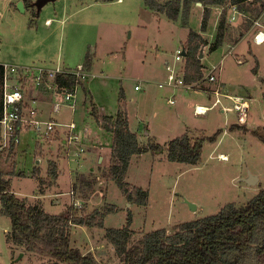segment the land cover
I'll list each match as a JSON object with an SVG mask.
<instances>
[{
    "label": "rangeland",
    "instance_id": "rangeland-1",
    "mask_svg": "<svg viewBox=\"0 0 264 264\" xmlns=\"http://www.w3.org/2000/svg\"><path fill=\"white\" fill-rule=\"evenodd\" d=\"M17 1L0 0L1 65L76 69L90 55L98 64L97 78L90 85L98 108L108 116L126 111L130 129L138 135L140 145L152 142L166 147L184 134L204 139L202 158L196 166L169 161L166 150L132 158L126 180L131 187L149 191L150 195L147 205L138 206L129 202L108 178L112 136L100 134L102 140L97 147L104 150L101 155L105 158L100 162L99 153L98 158L69 159L61 138L45 143L38 142L32 133L24 134L17 151L7 159L0 158V173L11 181L15 194L29 205L55 215L67 213L69 207L80 217L109 206L116 208V212L106 216L102 229L73 226L74 248L93 255L97 264H120L106 230L122 228L130 211L134 216L132 243H136L146 233L162 228L173 234L181 223L217 215L227 204L245 205L264 190V143L259 137H264V80L260 81L261 77L264 79V43L254 40L261 29L253 30L258 19L264 30L260 1L250 0L249 11L237 10L231 29L229 20L235 8L214 6L206 32L201 31L204 6L200 4H194L189 13L182 10L174 22L151 10L144 0H56L45 4L41 12L32 6L22 12L15 6ZM222 14H226V36L223 44L210 52ZM190 31L211 41L200 58L201 80L217 66L225 93L251 99L248 124H238V114L223 113L221 106L204 115L195 114L197 105L213 103L214 97L205 91L209 89L205 82V90L161 89L148 84L145 93L134 91L137 81H157L162 77L165 60L174 61L176 51L186 47ZM123 88L128 90L126 98L120 97ZM173 98L176 105L168 103ZM80 103L81 99L75 115L85 124ZM224 104L232 106L226 100ZM63 111L65 117L71 112L67 107ZM52 162L57 165V178L48 173ZM250 175L258 178L254 185L244 182ZM83 178L91 180L92 186H82ZM187 202L197 209L193 210ZM10 230V218L0 213V264H51L48 259L9 243ZM246 264L257 262L249 259Z\"/></svg>",
    "mask_w": 264,
    "mask_h": 264
},
{
    "label": "trees",
    "instance_id": "trees-1",
    "mask_svg": "<svg viewBox=\"0 0 264 264\" xmlns=\"http://www.w3.org/2000/svg\"><path fill=\"white\" fill-rule=\"evenodd\" d=\"M22 1L25 8L33 4L32 0ZM249 1L168 0L161 3L159 0H144L145 5L151 10L165 14L174 22L178 20L182 10L189 13L194 4L202 3L204 6L202 32L207 31L212 7L232 5L239 11H249L251 10L248 6ZM258 1L263 13L264 2ZM226 28V14H222L210 52L223 44ZM186 41L185 78L186 82L191 84L203 77V66L199 56L200 51L202 53L209 42L196 31H190ZM90 59L88 55L85 61L88 69L92 66ZM3 68L4 66L0 64V117L3 109L1 83ZM258 68L257 63L255 73L258 72ZM74 80L75 78L70 75L57 77V81L63 84H73ZM120 97L124 98L123 91ZM126 115V111L122 110L115 116L103 115L98 119L105 132L113 136L112 163L108 178L117 184L129 202L143 206L149 202V191L131 187L126 180L132 158L147 152L157 154L166 150L169 161L196 166L202 158L204 139L200 137L194 139L184 134L168 142L166 147L152 142L145 146L140 145L138 135L130 130ZM236 127L233 126V129ZM259 137L264 143V137ZM56 170V163H50L48 173L57 178ZM92 183L87 178L80 182L85 188L86 185L91 187ZM67 211L65 214L55 215L45 212L40 206L29 205L27 200L12 191L11 181L0 173V213L9 217L11 221L9 243L22 246L30 253L48 259L51 264H97L93 255H85L71 245V228L81 226L102 229L106 216L116 212V208L109 206L104 211L95 210L87 217L75 215L73 207H69ZM133 221L134 216L130 211L122 228L106 230V237L115 247L120 264H246L249 259H253L257 264H264V190L245 205L227 204L217 215L181 223L173 234L162 228L146 233L136 243H132Z\"/></svg>",
    "mask_w": 264,
    "mask_h": 264
},
{
    "label": "built area",
    "instance_id": "built-area-1",
    "mask_svg": "<svg viewBox=\"0 0 264 264\" xmlns=\"http://www.w3.org/2000/svg\"><path fill=\"white\" fill-rule=\"evenodd\" d=\"M234 8V13L229 20L230 29L233 27L231 23L236 19L238 10L237 7ZM50 22L48 21V23ZM255 25L262 27L259 20L255 22ZM261 34H264L262 30L254 37L257 44L264 43V38L259 39ZM184 51L185 47L179 48L174 61L165 63V80L159 82L158 86L160 88L177 89L181 87L185 90H195L196 88L203 89L208 84L209 89L203 90L214 97L213 103L211 106L197 105L195 114L204 115L215 107L221 106L223 113L234 111L238 114V124H248L251 99L225 93L224 85L217 74V66L209 71L205 80L191 84L186 82L187 60L183 55ZM59 75L64 77L70 75L75 78V82L63 84L57 81ZM96 78L97 74L90 71L85 64L76 69L4 66L1 82L3 109L0 117V158L7 159V156L15 153L22 142L23 135L29 133H32L38 142L45 143L60 137V143L65 148L64 154L71 160L88 157L101 143L102 136L100 134L105 133L98 122L101 110L98 108L90 88ZM213 84L214 87H212ZM134 89L136 92L142 90V80L138 81ZM40 94L48 95L53 106L57 109L69 108L72 119L67 122L41 119L37 97ZM81 94L85 95L83 108L86 121L83 126H80L74 118ZM224 100L231 102L232 106H226ZM168 103L176 105V98L169 99ZM93 125L95 126L93 127ZM222 159L224 160L223 157Z\"/></svg>",
    "mask_w": 264,
    "mask_h": 264
},
{
    "label": "crops",
    "instance_id": "crops-1",
    "mask_svg": "<svg viewBox=\"0 0 264 264\" xmlns=\"http://www.w3.org/2000/svg\"><path fill=\"white\" fill-rule=\"evenodd\" d=\"M20 1H22V0H18L17 1V4L20 2ZM56 2V1H55ZM17 4H15V6H17ZM24 4V3H23ZM195 5H197L198 7H199V3H197V4H195ZM24 8H25V6H24ZM216 7H212V9H215ZM25 9H27V8H25ZM259 20V23L261 24V20L260 19H258ZM48 21H51L50 19H48L46 22H47V24H50V23H48ZM262 25V24H261ZM255 28L253 29V30H257V29H261V30H263L262 29V27H260V26H258V25H255L254 26ZM263 33H264V30H263ZM244 38V37H243ZM243 38H241V39H243ZM187 42V41H186ZM185 42V43H186ZM211 42V41H210ZM209 42V43H210ZM239 43V42H238ZM208 48H209V45L207 46ZM203 57V56H202ZM200 59V58H199ZM91 61V63H92V66H91V68L89 69L90 71H92V72H94V73H96V69H97V66H98V64H97V62H95V60H93L92 58L90 59ZM165 62H167L166 60H165ZM85 64V63H84ZM111 64V63H110ZM27 66H37V67H42V68H50V69H54V68H57V67H48V66H41V65H37V64H33V65H27ZM27 66H21V67H27ZM59 67V66H58ZM59 68H68V69H72V68H70V67H68V66H65V67H59ZM121 68H123V66L121 67ZM103 70H105V68H103L102 70H101V72L103 71ZM104 72V71H103ZM160 76H162V77H158L157 78V81H145V80H142L143 82H142V90L140 91V92H143L144 91V93H145V91L147 90L148 91V88H147V85L149 84H152V85H155L156 87H159L158 86V83L159 82H162V81H164L165 79V66H164V74L162 73ZM109 78H111V77H113V76H108ZM219 77H220V80H221V82L223 83V85H224V87H225V84H224V82H223V80H222V77H221V74H219ZM138 84V81L135 83V85H134V88H135V86ZM261 85V87H263V85L262 84H260ZM155 86H154V88H155ZM160 88V87H159ZM161 89H164V88H161ZM127 91L128 90H126L125 88H123V94H124V97L126 98V96H127ZM134 91H135V89H134ZM152 91V90H151ZM136 92V91H135ZM140 92H138V93H140ZM38 97V101H39V109H40V112H41V114H40V117H41V119H45V120H48V119H56V120H58V121H62V122H67V121H70L71 119H72V115H71V112L68 114V116L67 117H65V114H64V108H62V109H57L55 106H53V103H52V100L50 99V97L47 95L46 96V94H40V95H38L37 96ZM80 99H81V103H80V106H79V108L81 107L82 109H83V105H84V101H85V95L84 94H81V96H80ZM103 111L101 110V116H103L104 115V113H102ZM77 113V112H76ZM74 118L78 121L79 120V118H77V116L75 115L74 116ZM79 125L80 126H83L84 125V123H82V122H80V120H79ZM131 130V129H130ZM132 131V130H131ZM133 133H135L134 131H132ZM105 133H107V132H105ZM104 133V134H105ZM224 134H226V132L224 131L223 132ZM136 134V133H135ZM107 135H110V136H112V134H110V133H107ZM60 137H58L57 139H59ZM112 141H113V136H112ZM111 144H112V142H111ZM111 149H112V145H111ZM104 152V150L103 149H98V147H97V150H94L92 153H90V155L88 156V157H97V155H98V153H99V155H98V157H99V160H100V162L103 160V159H105V158H103L102 157V153ZM97 157V158H98ZM132 162V161H131Z\"/></svg>",
    "mask_w": 264,
    "mask_h": 264
},
{
    "label": "water",
    "instance_id": "water-1",
    "mask_svg": "<svg viewBox=\"0 0 264 264\" xmlns=\"http://www.w3.org/2000/svg\"><path fill=\"white\" fill-rule=\"evenodd\" d=\"M56 0H35L32 4V6L34 8H36L38 10V12H41V10L44 8V5L49 3V2H55ZM200 5H202L201 3H199ZM17 8H19L22 12H26V9L24 8V4L23 1H20L17 4ZM183 55L186 56V52H183ZM203 54L201 53L199 58H202ZM264 79L261 77L260 81H263ZM258 178L254 175H250L248 178H246L244 180L245 183H247L248 185H254L257 182ZM191 208H193V210H196V206H194L193 204L187 202Z\"/></svg>",
    "mask_w": 264,
    "mask_h": 264
},
{
    "label": "bare ground",
    "instance_id": "bare-ground-1",
    "mask_svg": "<svg viewBox=\"0 0 264 264\" xmlns=\"http://www.w3.org/2000/svg\"><path fill=\"white\" fill-rule=\"evenodd\" d=\"M264 38V34H261L259 39H263ZM224 160H227V157L226 156H223Z\"/></svg>",
    "mask_w": 264,
    "mask_h": 264
}]
</instances>
